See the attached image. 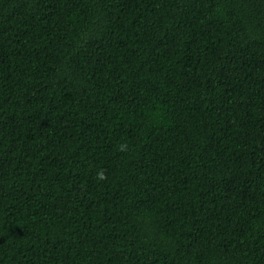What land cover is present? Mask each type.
<instances>
[{
	"label": "trees",
	"instance_id": "trees-1",
	"mask_svg": "<svg viewBox=\"0 0 264 264\" xmlns=\"http://www.w3.org/2000/svg\"><path fill=\"white\" fill-rule=\"evenodd\" d=\"M0 264H264V0H0Z\"/></svg>",
	"mask_w": 264,
	"mask_h": 264
},
{
	"label": "clouds",
	"instance_id": "clouds-1",
	"mask_svg": "<svg viewBox=\"0 0 264 264\" xmlns=\"http://www.w3.org/2000/svg\"><path fill=\"white\" fill-rule=\"evenodd\" d=\"M121 150H126V146H122ZM97 178L98 179H104L105 178L102 171L97 173Z\"/></svg>",
	"mask_w": 264,
	"mask_h": 264
}]
</instances>
